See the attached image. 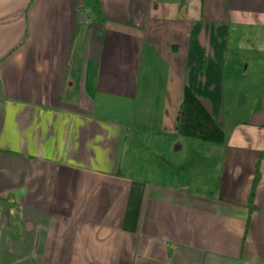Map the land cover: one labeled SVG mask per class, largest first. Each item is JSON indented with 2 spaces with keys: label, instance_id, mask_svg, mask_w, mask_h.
<instances>
[{
  "label": "crops",
  "instance_id": "crops-1",
  "mask_svg": "<svg viewBox=\"0 0 264 264\" xmlns=\"http://www.w3.org/2000/svg\"><path fill=\"white\" fill-rule=\"evenodd\" d=\"M0 264H264V0H0Z\"/></svg>",
  "mask_w": 264,
  "mask_h": 264
},
{
  "label": "trees",
  "instance_id": "trees-1",
  "mask_svg": "<svg viewBox=\"0 0 264 264\" xmlns=\"http://www.w3.org/2000/svg\"><path fill=\"white\" fill-rule=\"evenodd\" d=\"M96 2V0H95ZM95 9L98 10L96 4ZM183 101L180 108L178 131L183 135H189L200 140H222V132L211 119L210 115L199 103L197 98L186 88L183 91ZM258 180V169L253 178L252 189ZM253 201V191L249 198V205Z\"/></svg>",
  "mask_w": 264,
  "mask_h": 264
}]
</instances>
